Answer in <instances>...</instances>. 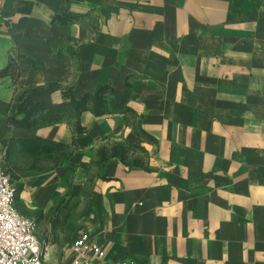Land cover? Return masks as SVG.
<instances>
[{"label": "crops", "instance_id": "0c3cea01", "mask_svg": "<svg viewBox=\"0 0 264 264\" xmlns=\"http://www.w3.org/2000/svg\"><path fill=\"white\" fill-rule=\"evenodd\" d=\"M12 59L0 148L15 141L18 206L58 238L41 240L47 264L86 231L107 264H264V0H0V70ZM103 86L128 108L84 111L81 133L6 121L17 93Z\"/></svg>", "mask_w": 264, "mask_h": 264}, {"label": "built area", "instance_id": "2783aa9c", "mask_svg": "<svg viewBox=\"0 0 264 264\" xmlns=\"http://www.w3.org/2000/svg\"><path fill=\"white\" fill-rule=\"evenodd\" d=\"M16 199L12 173L0 167V264H47L37 223L18 211ZM71 253L72 258L61 264H107L103 245L87 231L75 239Z\"/></svg>", "mask_w": 264, "mask_h": 264}, {"label": "trees", "instance_id": "16d2710c", "mask_svg": "<svg viewBox=\"0 0 264 264\" xmlns=\"http://www.w3.org/2000/svg\"><path fill=\"white\" fill-rule=\"evenodd\" d=\"M18 65L14 59L8 66L0 70V78L11 76L13 79L18 77ZM66 100L59 104L48 102H36L29 92L17 93L10 105L6 115V121L16 127L28 128L38 124H55L64 121L66 118L77 120L76 130L81 133L83 128L80 125V117L84 111L90 110L97 116L109 115L127 110L129 94L119 95L109 86H103L96 94H86L81 99H76L71 91L64 93ZM15 141L12 140L5 157L8 162V170L12 173L13 181L17 175L15 167L9 162V152ZM23 142V141H20ZM27 146L45 151H56L64 149L63 144L54 143L47 140L26 141ZM31 146V147H32ZM21 188L23 184L21 183ZM20 188V191L22 190ZM19 189L16 187L18 194Z\"/></svg>", "mask_w": 264, "mask_h": 264}, {"label": "rangeland", "instance_id": "374dc122", "mask_svg": "<svg viewBox=\"0 0 264 264\" xmlns=\"http://www.w3.org/2000/svg\"><path fill=\"white\" fill-rule=\"evenodd\" d=\"M5 157L6 156H5L4 152H3V149L0 148V167H6V164H5L6 163V159H5ZM14 179H15V182H14L15 187H17V189H19L18 190L19 192L17 194V199H16V201H17L16 204H17L18 211L22 215H24L26 217H29V218H32V219H34L36 221V223H37V233H38V235H39V237H40V239L42 241L43 240L44 241H48V240L55 241V240H57L58 238L56 236L51 237V235L48 234V232H49V229H48L49 217L44 218L45 221H43V222L40 223L41 219H43V216L40 219H38V217L35 216V213H33L32 211H30L29 208L28 209H25V208L22 209V208H20L18 206V200L21 197V192H22V190H23L24 187L21 188V182H20V180L17 179V177H14ZM20 188L22 189L21 191H20ZM63 201L65 202L66 199H64ZM61 238H62V236H61ZM59 240H60V238H59ZM60 243H62V241ZM61 262H62L61 259H54V261H52L51 264H53V263L54 264H59Z\"/></svg>", "mask_w": 264, "mask_h": 264}]
</instances>
